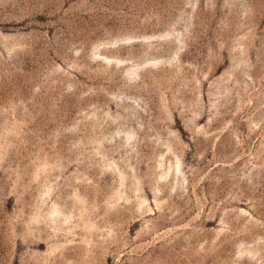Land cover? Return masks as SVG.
<instances>
[{
  "label": "rangeland",
  "instance_id": "374dc122",
  "mask_svg": "<svg viewBox=\"0 0 264 264\" xmlns=\"http://www.w3.org/2000/svg\"><path fill=\"white\" fill-rule=\"evenodd\" d=\"M0 264H264V0H0Z\"/></svg>",
  "mask_w": 264,
  "mask_h": 264
}]
</instances>
